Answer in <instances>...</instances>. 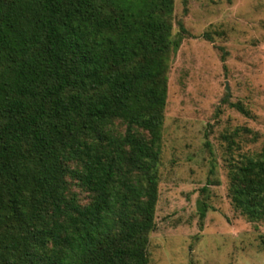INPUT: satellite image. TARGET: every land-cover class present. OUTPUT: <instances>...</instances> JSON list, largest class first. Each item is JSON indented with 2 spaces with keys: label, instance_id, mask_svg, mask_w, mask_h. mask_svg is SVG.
Returning a JSON list of instances; mask_svg holds the SVG:
<instances>
[{
  "label": "trees",
  "instance_id": "trees-1",
  "mask_svg": "<svg viewBox=\"0 0 264 264\" xmlns=\"http://www.w3.org/2000/svg\"><path fill=\"white\" fill-rule=\"evenodd\" d=\"M172 13L0 0V264H148ZM228 179L232 207L264 223V156L230 160Z\"/></svg>",
  "mask_w": 264,
  "mask_h": 264
},
{
  "label": "rangeland",
  "instance_id": "rangeland-1",
  "mask_svg": "<svg viewBox=\"0 0 264 264\" xmlns=\"http://www.w3.org/2000/svg\"><path fill=\"white\" fill-rule=\"evenodd\" d=\"M172 38L148 264H264L228 197L229 161L264 156V0H173Z\"/></svg>",
  "mask_w": 264,
  "mask_h": 264
}]
</instances>
